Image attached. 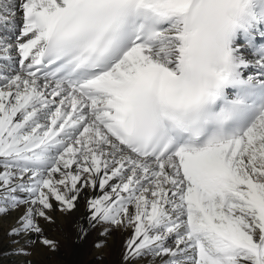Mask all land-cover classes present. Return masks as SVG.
Segmentation results:
<instances>
[{
	"label": "snow or ice",
	"instance_id": "6c2138e0",
	"mask_svg": "<svg viewBox=\"0 0 264 264\" xmlns=\"http://www.w3.org/2000/svg\"><path fill=\"white\" fill-rule=\"evenodd\" d=\"M82 196L76 241L129 232L121 264H264V0H0L18 253Z\"/></svg>",
	"mask_w": 264,
	"mask_h": 264
},
{
	"label": "bare ground",
	"instance_id": "6f19581e",
	"mask_svg": "<svg viewBox=\"0 0 264 264\" xmlns=\"http://www.w3.org/2000/svg\"><path fill=\"white\" fill-rule=\"evenodd\" d=\"M88 194L91 193H86ZM52 215L56 224L46 225L43 221L41 224L45 235L58 242V249L53 252L39 243L29 244L25 248L27 254L18 253L17 249L21 245L13 243L6 235L12 217L0 218V264H121L123 244L129 232L114 231L107 238L102 252L94 247V243L100 239L99 230L93 231L84 241H76L74 226L77 222H82L86 215L83 196L73 213L64 215L56 210Z\"/></svg>",
	"mask_w": 264,
	"mask_h": 264
},
{
	"label": "rangeland",
	"instance_id": "374dc122",
	"mask_svg": "<svg viewBox=\"0 0 264 264\" xmlns=\"http://www.w3.org/2000/svg\"><path fill=\"white\" fill-rule=\"evenodd\" d=\"M27 252H30V251H27ZM9 255V254H8Z\"/></svg>",
	"mask_w": 264,
	"mask_h": 264
}]
</instances>
